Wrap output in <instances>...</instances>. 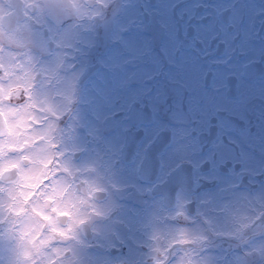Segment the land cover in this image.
<instances>
[{"label": "flooded vegetation", "instance_id": "af4514ba", "mask_svg": "<svg viewBox=\"0 0 264 264\" xmlns=\"http://www.w3.org/2000/svg\"><path fill=\"white\" fill-rule=\"evenodd\" d=\"M88 2L38 12L17 45L38 69L33 95L73 192L92 189L63 264L82 260L77 246L91 263L264 264V0ZM51 27L75 28L73 41ZM84 28L96 39L87 55ZM73 62L58 90L51 76ZM16 233L0 211V264H19L4 259L23 254Z\"/></svg>", "mask_w": 264, "mask_h": 264}, {"label": "snow or ice", "instance_id": "6c2138e0", "mask_svg": "<svg viewBox=\"0 0 264 264\" xmlns=\"http://www.w3.org/2000/svg\"><path fill=\"white\" fill-rule=\"evenodd\" d=\"M88 7V0H0V193L7 201L0 200V211L17 230L30 264H63L67 254L61 256L58 245L86 223L92 189L85 188L83 196L73 192L74 177L62 164L48 124L50 109L33 95L38 69L17 45L24 44L23 29L38 12L57 15ZM178 243L190 241L181 235Z\"/></svg>", "mask_w": 264, "mask_h": 264}, {"label": "rangeland", "instance_id": "374dc122", "mask_svg": "<svg viewBox=\"0 0 264 264\" xmlns=\"http://www.w3.org/2000/svg\"><path fill=\"white\" fill-rule=\"evenodd\" d=\"M51 31L52 32H56V34L58 35V40L61 41L63 43V45L66 46V43H71L73 41V37H74V31L75 28H63L61 30H55L53 27H51ZM69 34V36H65L66 34ZM95 36L92 33V31L89 28H84L83 32H82V41L80 45V51L84 52L83 55H87L90 51V46L91 43H93L95 41ZM84 45V46H83ZM83 46V47H82ZM94 47L92 48L91 52L93 51ZM74 50V49H73ZM67 51V49H62V52ZM59 60H60V55L59 57L55 58V55L52 56V58H50L49 60H47L46 62L43 63V70L44 73H50L51 69L56 68L59 64ZM74 63H66L63 67L60 66L58 68H65L63 73L61 74V78L58 79V75H52L51 78L53 79V84L58 83L60 80V86L57 88L58 90H62L65 91L68 89L69 85L72 84L73 79L76 75V71L74 69ZM58 72H60L59 69H57ZM50 83V80L48 81ZM259 196L262 198L263 194L260 193ZM59 248H61L60 245H58ZM77 251L81 253L82 255V260L81 261H76L74 260V257L68 258L66 260V264H76L79 262H84L83 264H103L102 262L98 261L96 259H93L92 263L90 261H86L87 260V252L86 254L84 253V251L77 246ZM92 255V252L90 253ZM74 256H77V254L75 253ZM17 259L19 260V264H30V262L26 259H24V256L22 254V250H15L14 248H8V250L6 251V254L4 256V259ZM86 261V262H85ZM46 262V261H45ZM31 264H34V262H31ZM47 264V263H46Z\"/></svg>", "mask_w": 264, "mask_h": 264}]
</instances>
